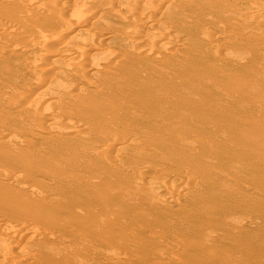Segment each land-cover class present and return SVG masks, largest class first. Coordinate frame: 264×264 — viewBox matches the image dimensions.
I'll list each match as a JSON object with an SVG mask.
<instances>
[{
	"label": "rangeland",
	"instance_id": "1",
	"mask_svg": "<svg viewBox=\"0 0 264 264\" xmlns=\"http://www.w3.org/2000/svg\"><path fill=\"white\" fill-rule=\"evenodd\" d=\"M37 1L45 6L53 0ZM73 1L63 3L75 12L80 11L84 0ZM241 10L249 20L237 18ZM257 11L264 15V0H183L176 6L177 18L169 15V9L158 15L161 22L158 25L169 28L175 36L183 34L185 37L181 43L166 45L164 51L157 54L166 56L171 48L175 53L179 49L185 52L186 58L179 61H183L182 66L175 65L180 67L178 77L166 83H174L182 90H195L192 96L200 111L187 115L185 123L201 136L227 137L228 144L221 151L222 156L226 155L223 159L227 165L216 164L206 155L205 149L209 151V148L190 153V147L184 146L178 154L170 151L166 154L168 157H163L162 153L160 157L153 147L144 150L136 143L139 145H135V149L124 147L117 153L114 161L121 171L114 173L106 165V160L115 152L107 146L111 139L103 124L126 136L145 134L149 130L146 126L144 129L135 127V104L123 103L118 96L113 100L120 110V121L108 118L106 121L103 119L106 117L94 113L99 110L88 109L96 116L92 113L85 123L91 122L94 126L98 123L95 126L98 135L94 132L87 136L82 150L87 148L85 151H88V147L101 140L98 143L102 158L82 152L79 146L83 144L79 145L81 140L74 136L58 139L56 145L37 138L33 130L46 125L34 110L40 97L28 91L34 86L35 80L31 77L38 73L29 57L37 34L34 39L30 37L24 52L12 48L8 62H0V230L29 225L51 236L59 234L63 244L55 252L63 264H245V253L250 252L243 249L255 250L263 260L264 24L257 18ZM184 17L187 26L180 23L179 19ZM189 35L190 40L186 38ZM208 35L216 38L209 42ZM237 35L241 39H237ZM146 38L151 42L159 40V36L152 34H147ZM0 40L1 54L8 45L3 38ZM219 40L225 41L223 45H219ZM69 67L65 66L68 70ZM61 82L62 77L54 76L53 82L42 83L41 87H47L56 95ZM20 95L24 97L23 102L14 109L11 103ZM85 119L83 116L81 120ZM228 119L238 124L231 126L226 123ZM60 130L52 127L51 134L57 135ZM152 134L153 131L143 135L141 143H151L152 138L175 140L170 132ZM71 137L74 140L69 142ZM34 151L36 155H32ZM230 154L236 157L230 159ZM184 163L195 167L198 177L199 174L218 177L215 188L221 196L216 195L214 188L210 191L215 195L198 187L195 198L174 189L152 190L166 179L183 176ZM219 185L226 186L225 191L220 190ZM164 195L172 196L175 203L162 206L160 199ZM53 212L59 213L55 216L61 218H54V224L40 218V215L50 214L53 217ZM71 220L77 222L75 227ZM56 221H60L57 224L67 221L68 225L66 222L59 228ZM70 227L77 236L71 235ZM7 241L0 234V242ZM70 241L73 244L67 245Z\"/></svg>",
	"mask_w": 264,
	"mask_h": 264
},
{
	"label": "bare ground",
	"instance_id": "2",
	"mask_svg": "<svg viewBox=\"0 0 264 264\" xmlns=\"http://www.w3.org/2000/svg\"><path fill=\"white\" fill-rule=\"evenodd\" d=\"M63 1L53 0L42 6L38 4L37 0H0V32H2L0 37L8 45L5 53L1 52L0 54V62H8L12 48L24 52L25 46L30 42V37L37 34L29 57L38 73L31 77V80H35L34 86L30 87L28 91L40 97L39 105L38 107L35 106L34 110L43 121H46V125L37 130L34 129V135L53 145H56L55 141L58 139L64 140L70 136L76 137V140L79 138L78 141L81 140L83 142L87 136L97 131L95 126L98 123L95 126L91 122L87 124V118L92 117L93 113L90 114V110L88 112L89 107L92 108L91 111L93 109L99 110L98 112L94 111V113L98 116L101 114V118L103 116L106 117L103 118L106 121H108L107 118L118 121L120 119L118 116L120 110L114 106L116 101L113 100V97L118 96L123 99V103L135 104L136 112L133 113L135 127H142L141 129H144L145 126L148 127L147 129L149 130L145 134L151 131L154 134L157 132L159 135L170 132L175 140L152 138L153 141L151 143L146 141L147 144H143L141 143L142 137L145 135L143 132L126 136V133L116 128L109 129L107 124L102 123L103 126L106 125L105 127L102 126L104 129L106 127L109 129H105L111 139L107 146L115 152L114 156H111L112 158L109 157L106 160V165L114 173L121 171L119 167H116L114 161V158L118 157L117 153L124 147L135 149L134 146L139 144L144 150L153 147V150L160 157H168L166 154L170 151L178 154L177 152H180L179 150L182 147L185 148L187 146L190 147V153L199 152L201 148H209V151L205 149L206 155L213 158L216 164L224 162L223 157L226 155L222 153V156L221 151H223L222 148L225 144H228L227 140L229 139L225 136L216 138L208 137L207 135L201 136L195 128H189L185 123L187 115H196L200 111L198 103L195 104L196 101L192 96L195 90H182L174 83H166L168 79L178 77L179 74L177 72L180 67L175 65H178L180 59L186 58L184 49H179L178 53H175V50L171 48L166 51V56H157L160 51H164L166 45L179 44V42L181 43L185 40L183 34L175 36L170 33L169 28L158 25L160 22L158 21V15L166 13L168 9L169 15L177 18L176 6L182 3L183 0H84V4L82 5V2V7H80L82 9L77 12L69 7L67 8V6L65 7L66 3L64 5ZM70 1L69 3L71 4ZM73 2L78 1L74 0ZM72 5L75 6L74 3ZM63 10L65 12L62 15L61 12ZM256 16L264 24V19L261 17L264 15L257 11ZM237 18L249 20V16L243 14L242 10L237 15ZM179 20L182 25H186L185 17ZM8 30L9 32H7ZM147 34L159 36V40L154 42L147 41ZM247 34L251 35L249 32ZM5 35L6 38H4ZM236 37L237 39L240 38L238 35ZM162 38L166 40H160ZM186 38L190 40L191 37L189 35ZM215 38L213 35H208L209 42ZM219 42L221 43L219 45H223L225 41L219 40ZM57 62H61L60 64L62 65L58 66ZM182 64L183 61L179 63L180 66ZM139 65H143V67L140 68ZM65 66H70L69 70ZM54 76L62 77L61 89L58 94L55 93L56 95H53V92L47 87H41L42 83L53 82ZM101 95L102 97H100ZM23 98L22 95L18 98L16 97L17 100L15 99L11 103L12 107L16 109L18 103L23 102ZM59 100L62 104L58 103ZM83 116H86L85 121L81 120ZM95 116L94 114L93 117ZM226 123L231 126L238 124L232 119L226 120ZM52 127L60 128L61 130L57 135H53L51 134ZM109 127L111 126L109 125ZM167 129L169 131L165 132ZM233 129L235 130L236 128L233 127ZM70 139L74 140L71 137L68 141ZM81 141L78 143L79 145L83 144L81 145L82 147L79 146L81 149L78 147L80 150H82L83 146H86ZM86 142L89 143L90 141L86 140ZM98 142L93 146L91 145L93 143H90L91 147H88L89 145L87 144L88 151H86L99 159L102 156L100 155L101 146ZM104 148H106L105 145ZM85 149L87 148L83 150L85 151ZM161 153L163 154L162 156L160 155ZM32 155H36V152H32ZM228 157L234 159L236 156L230 154ZM185 166L183 169L186 170L182 171L183 176L166 179L156 184L152 190L159 192L174 189L191 198H195L198 187L203 191L209 192L213 188L216 191L215 186H217L216 180H218V177L215 176L214 178L199 174L201 176L199 178L196 175L198 170L195 167ZM253 170L255 171V169ZM208 172L210 173V171ZM137 175L140 176V173H137ZM210 178L214 180L210 181ZM219 186L222 191L224 188L226 189V186ZM210 192L215 195L214 191V193ZM217 193L220 192L216 191V195ZM227 194L229 193L227 192ZM219 196H221V193ZM203 200H205V197H203ZM174 203V199L170 195L160 199L162 206ZM53 214V217L50 214V216L43 215L44 217L40 215V218L47 219L48 222L54 224V218L56 219L57 217V220L61 218L58 217L59 215L55 216L56 213L53 212ZM253 219L255 220V218ZM57 222L60 221H56L55 224ZM66 222L62 223L61 221L57 225L61 228ZM248 222L250 223L249 220ZM71 223L74 227L77 224L75 220H71ZM66 224L68 225V222ZM67 225L66 228H68ZM70 231H72L71 235L77 236V233L73 232L72 227H70ZM0 234L9 240L0 242V264H63L55 252L56 248L63 244L59 234L53 233L55 235L51 236V234L40 232L38 228L29 225L14 226L11 230H0ZM106 239L108 240L109 237H106ZM64 244H66V241ZM71 244H73V241L68 242L67 245ZM243 252L252 253H245V264H264V259L261 260V254L256 255L255 250L243 249ZM253 256H256L258 260L255 257L253 260H249Z\"/></svg>",
	"mask_w": 264,
	"mask_h": 264
}]
</instances>
